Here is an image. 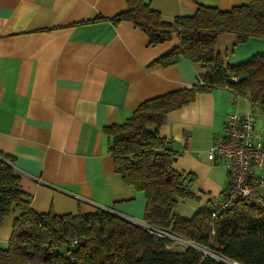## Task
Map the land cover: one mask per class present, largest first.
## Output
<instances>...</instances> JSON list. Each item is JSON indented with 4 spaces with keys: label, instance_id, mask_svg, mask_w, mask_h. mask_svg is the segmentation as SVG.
Masks as SVG:
<instances>
[{
    "label": "crops",
    "instance_id": "0c3cea01",
    "mask_svg": "<svg viewBox=\"0 0 264 264\" xmlns=\"http://www.w3.org/2000/svg\"><path fill=\"white\" fill-rule=\"evenodd\" d=\"M146 1L164 20L190 15L198 5L227 10L249 2ZM125 8V0H0V153L11 157L36 212L62 215L107 207L143 221L144 194L114 171L103 127L124 122L145 99L191 86L204 67L183 57L168 66L153 63L178 45L176 35L150 45L129 20L89 22ZM215 51L224 65L239 64L264 54V38L238 42L223 32ZM229 113L252 115L264 139V113L225 87L198 92L166 113L159 133L176 151L174 167L191 174L194 193L178 200L175 213L190 216L224 197L230 181L226 167L207 153ZM18 212L13 207L2 219L1 247Z\"/></svg>",
    "mask_w": 264,
    "mask_h": 264
},
{
    "label": "trees",
    "instance_id": "16d2710c",
    "mask_svg": "<svg viewBox=\"0 0 264 264\" xmlns=\"http://www.w3.org/2000/svg\"><path fill=\"white\" fill-rule=\"evenodd\" d=\"M125 5L122 12L89 22L129 20L150 45L176 35L178 45L153 63L168 66L183 57L204 67L191 86L145 99L124 122L103 127L114 171L144 194L143 221L186 243L158 236L103 208L62 215L36 212L20 188L11 157L0 153V225L13 207L19 210L7 245L0 246V264H264V209L237 200L213 218L209 200L190 216L174 212L179 199L194 196L191 174L174 167L176 151L159 133L167 112L215 87L247 96L264 113V54L224 65L215 51L216 37L223 32L233 33L238 42L264 38V0L227 10L198 5L192 14L171 20L162 19L146 0H125ZM173 242L181 249L173 248Z\"/></svg>",
    "mask_w": 264,
    "mask_h": 264
},
{
    "label": "built area",
    "instance_id": "2783aa9c",
    "mask_svg": "<svg viewBox=\"0 0 264 264\" xmlns=\"http://www.w3.org/2000/svg\"><path fill=\"white\" fill-rule=\"evenodd\" d=\"M198 83L201 81L198 80ZM207 157L213 161H222L230 178L224 197L211 201L213 218L220 211L230 208L237 200L247 201L264 209V139L256 132L252 115L229 113L224 130L213 138ZM141 226L158 236L186 243L149 224L142 223Z\"/></svg>",
    "mask_w": 264,
    "mask_h": 264
},
{
    "label": "water",
    "instance_id": "95a60500",
    "mask_svg": "<svg viewBox=\"0 0 264 264\" xmlns=\"http://www.w3.org/2000/svg\"><path fill=\"white\" fill-rule=\"evenodd\" d=\"M101 208L110 211V209L107 208V207H101ZM110 212H113V213H115L116 215L122 216V217H124V218H126V219H128V220H130V221H132V222H135L136 224H137V223L139 224V222L145 223V222H143V221H137V220H135V219H132L131 217H128V216H126V215H122V214H120V213H118V212H116V211H113V210L110 211Z\"/></svg>",
    "mask_w": 264,
    "mask_h": 264
},
{
    "label": "rangeland",
    "instance_id": "374dc122",
    "mask_svg": "<svg viewBox=\"0 0 264 264\" xmlns=\"http://www.w3.org/2000/svg\"><path fill=\"white\" fill-rule=\"evenodd\" d=\"M110 211H112V209H110ZM114 211V210H113ZM8 215H11L10 213H8ZM13 222V221H12ZM144 222V221H143ZM138 224V223H137ZM139 226H141L142 225V222H139V224H138ZM4 235V234H3ZM181 244V243H180ZM180 244H178V243H175V242H173L171 245L173 246V248H175V249H181V245ZM200 249H203L204 251H206L207 252V249H205V248H202V247H200Z\"/></svg>",
    "mask_w": 264,
    "mask_h": 264
}]
</instances>
